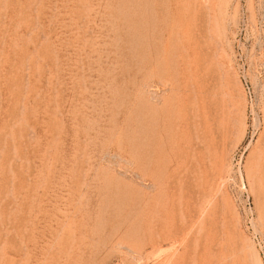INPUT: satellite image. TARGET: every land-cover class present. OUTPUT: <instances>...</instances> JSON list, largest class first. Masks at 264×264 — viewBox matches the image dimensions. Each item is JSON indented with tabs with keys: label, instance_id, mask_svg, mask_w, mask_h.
Returning <instances> with one entry per match:
<instances>
[{
	"label": "rangeland",
	"instance_id": "374dc122",
	"mask_svg": "<svg viewBox=\"0 0 264 264\" xmlns=\"http://www.w3.org/2000/svg\"><path fill=\"white\" fill-rule=\"evenodd\" d=\"M0 264H264V0H0Z\"/></svg>",
	"mask_w": 264,
	"mask_h": 264
}]
</instances>
